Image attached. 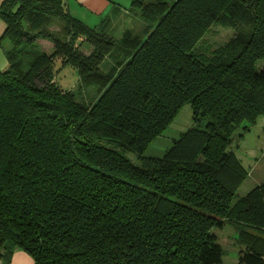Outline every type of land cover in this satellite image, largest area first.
I'll return each instance as SVG.
<instances>
[{
    "label": "trees",
    "instance_id": "obj_1",
    "mask_svg": "<svg viewBox=\"0 0 264 264\" xmlns=\"http://www.w3.org/2000/svg\"><path fill=\"white\" fill-rule=\"evenodd\" d=\"M133 4L137 30L113 25L118 8L90 28L66 0L0 3L11 44L0 260L20 250L34 264H224L213 230L228 222L246 226L237 264H264V183L234 203L250 174L233 150L235 131L264 117V0ZM215 26L234 36L206 53ZM39 40L54 52H38ZM108 57L116 64L102 72ZM56 61L79 73V95L59 88ZM186 105L192 127L147 158Z\"/></svg>",
    "mask_w": 264,
    "mask_h": 264
},
{
    "label": "rangeland",
    "instance_id": "obj_2",
    "mask_svg": "<svg viewBox=\"0 0 264 264\" xmlns=\"http://www.w3.org/2000/svg\"><path fill=\"white\" fill-rule=\"evenodd\" d=\"M111 5L107 12H101V15L91 13L85 14L81 11L82 7L73 5L74 1L69 0L67 3L68 12L75 19L82 21L83 24L90 28H98L103 23V21L110 16L115 8L121 10V15L114 18L113 25L118 26V28H123L130 26L134 30L138 29V25L134 19V16L130 17V11H140L136 5L133 4L134 0H105ZM144 2L145 4L155 2L156 0H137ZM86 5H91V3L85 0ZM114 14V12L112 13ZM111 14V15H112ZM87 20H83V18ZM130 20L128 21V18ZM59 25V22L55 23ZM140 29V28H139ZM56 31V30H55ZM58 34V32H56ZM234 36V32L230 29L223 28L221 26H215L211 31L207 33L205 43L199 45V47L209 53L213 48H218L227 43ZM215 44V46H214ZM217 44V45H216ZM36 47V46H35ZM39 49L42 50L41 44L38 45ZM37 49V48H36ZM37 50L38 52L40 50ZM215 49V50H216ZM89 50V51H88ZM83 51L86 53L90 52L88 45L83 46ZM116 62L112 57L105 59L104 63L101 65L100 70L102 72H107L110 67L114 66ZM259 68L264 67V61L258 64ZM56 83L59 88L65 92L72 91L79 95V85H80V75L79 73L70 66H62L60 61H56L54 66ZM263 122L264 117L258 120V123L251 128L249 132H244L243 129H238L235 131L233 137V150L235 151L238 158L242 161L246 167L248 175L246 181L237 191L234 203L239 199L247 195L256 186L264 183V132H263ZM193 125L192 121V110L190 105L184 106L175 121L167 129L164 135L158 138L151 146L148 148L145 156L147 158H162L165 153L172 147L175 139L180 137L182 132L187 131ZM131 159L135 161L133 155L130 156ZM246 228V226L239 227L237 223H226L225 226L220 229L213 230V233L218 238L219 244L222 246L225 256L224 264H237L240 252V246L238 244V238L240 231ZM262 232H260L261 235Z\"/></svg>",
    "mask_w": 264,
    "mask_h": 264
},
{
    "label": "crops",
    "instance_id": "obj_3",
    "mask_svg": "<svg viewBox=\"0 0 264 264\" xmlns=\"http://www.w3.org/2000/svg\"><path fill=\"white\" fill-rule=\"evenodd\" d=\"M4 0H0V3H2ZM67 3L69 0H66ZM74 4L78 7H82L81 11L85 12V14L91 13L92 15L98 14L101 15V12H107L111 5L108 4L105 0H87L91 3V5H86L85 0H73ZM85 19V17L83 18ZM6 30L5 23L0 19V71L6 70L8 68V61H7V55L6 52L11 49V44L7 39H2L4 36V32ZM55 31H60V27L53 28ZM42 46V50L39 49L38 45ZM37 50L39 49L40 53L45 54H52L54 52V45L46 40H39L36 43ZM263 131H264V122H263ZM0 264H3V262L0 260ZM11 264H34L32 258L24 251H16L13 254Z\"/></svg>",
    "mask_w": 264,
    "mask_h": 264
}]
</instances>
